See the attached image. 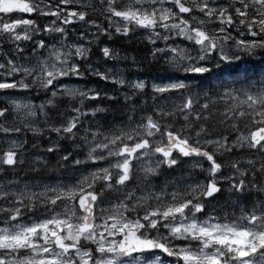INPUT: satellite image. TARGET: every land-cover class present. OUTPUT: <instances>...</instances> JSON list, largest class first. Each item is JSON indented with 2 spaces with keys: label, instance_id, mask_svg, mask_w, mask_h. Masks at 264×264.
I'll list each match as a JSON object with an SVG mask.
<instances>
[{
  "label": "snow or ice",
  "instance_id": "6c2138e0",
  "mask_svg": "<svg viewBox=\"0 0 264 264\" xmlns=\"http://www.w3.org/2000/svg\"><path fill=\"white\" fill-rule=\"evenodd\" d=\"M0 264H264V0H0Z\"/></svg>",
  "mask_w": 264,
  "mask_h": 264
}]
</instances>
